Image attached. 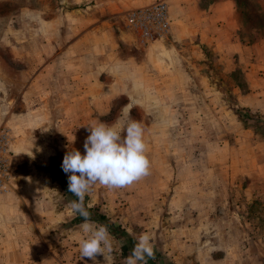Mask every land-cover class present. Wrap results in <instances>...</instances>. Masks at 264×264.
<instances>
[{"label":"rangeland","instance_id":"obj_1","mask_svg":"<svg viewBox=\"0 0 264 264\" xmlns=\"http://www.w3.org/2000/svg\"><path fill=\"white\" fill-rule=\"evenodd\" d=\"M159 1L163 35L130 18ZM218 1L0 0V103L21 108L14 99L32 75L38 96L49 94L52 151L49 161L18 158L0 121L12 164L0 264H93L80 259L83 218L72 215L77 197L61 165L84 152L87 124L111 123L125 107L144 128L149 174L85 196L113 238L114 264L145 232L156 264H264V0H232L223 37ZM96 12L110 20L107 37L93 35Z\"/></svg>","mask_w":264,"mask_h":264},{"label":"clouds","instance_id":"obj_2","mask_svg":"<svg viewBox=\"0 0 264 264\" xmlns=\"http://www.w3.org/2000/svg\"><path fill=\"white\" fill-rule=\"evenodd\" d=\"M88 135L84 140V152L73 149L62 161V170L68 176V191L77 200L71 202L72 215L82 217L80 231V259L85 258L97 264V256L103 255L105 264H114L113 238L107 225L91 219L88 211L92 205H85V196L95 185L109 190L131 186L150 171L149 147L142 124L131 119L127 107L111 123L96 120L87 124ZM155 257L152 237L142 233L126 258L125 264H147Z\"/></svg>","mask_w":264,"mask_h":264},{"label":"crops","instance_id":"obj_3","mask_svg":"<svg viewBox=\"0 0 264 264\" xmlns=\"http://www.w3.org/2000/svg\"><path fill=\"white\" fill-rule=\"evenodd\" d=\"M215 9L217 12L214 11L213 13H216L218 18L221 17L225 20V25L222 24L219 27L221 32L217 33L218 36L223 37L230 34L231 25L234 23L231 20L233 18L232 0L218 1L215 4ZM94 14L96 15H93V35H97L100 38L107 37L110 31L113 30L107 26L110 20L106 17H100L101 15L97 12ZM185 25L193 27L196 31L199 29L201 32H208L207 34H210V26L216 28V25L209 24L202 31L203 27L201 23L192 24L187 22ZM105 49V51L109 50L108 48ZM26 73H29L28 68L26 69ZM34 82L35 78L32 75L27 76L24 82V91L19 97L14 99L15 103L19 99L17 105H21V108L7 107L6 103H0V112H2L0 121L7 123L11 127V133L14 137L12 150L15 156L21 159L30 157L35 160L40 158L43 160L48 159L52 152L49 147L50 142H48L50 137L48 133L49 116L51 111L49 106L51 103L46 89L42 88V93L38 96L39 90L35 89ZM16 84H18V80ZM14 100L11 102L13 103ZM30 160L29 162H31Z\"/></svg>","mask_w":264,"mask_h":264},{"label":"built area","instance_id":"obj_4","mask_svg":"<svg viewBox=\"0 0 264 264\" xmlns=\"http://www.w3.org/2000/svg\"><path fill=\"white\" fill-rule=\"evenodd\" d=\"M168 11L165 2H155L143 9L134 10L130 13L131 20L146 28L163 35L169 30ZM148 24V25H147ZM10 135L7 128L0 130V194L8 191L12 182V164L9 157Z\"/></svg>","mask_w":264,"mask_h":264},{"label":"trees","instance_id":"obj_5","mask_svg":"<svg viewBox=\"0 0 264 264\" xmlns=\"http://www.w3.org/2000/svg\"><path fill=\"white\" fill-rule=\"evenodd\" d=\"M88 211L90 212V211H92V210L89 208ZM147 262H148V263H151V264H156L155 262H153L152 259H148ZM166 264H171V263H166Z\"/></svg>","mask_w":264,"mask_h":264}]
</instances>
